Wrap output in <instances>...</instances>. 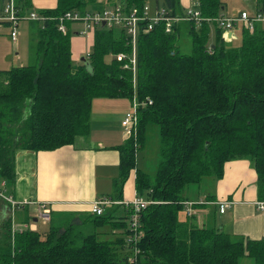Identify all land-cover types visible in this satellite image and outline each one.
<instances>
[{"label":"trees","instance_id":"obj_1","mask_svg":"<svg viewBox=\"0 0 264 264\" xmlns=\"http://www.w3.org/2000/svg\"><path fill=\"white\" fill-rule=\"evenodd\" d=\"M157 2L171 16L187 15L179 0ZM17 3L21 14L31 8L30 0ZM119 3L129 11L147 0H57L56 7L39 12L46 19L31 20L35 62L0 70V182L14 183L19 151L54 150L87 137L95 98H127L137 102L138 120L135 134L117 146L118 198L135 171L138 195L156 202L137 213L136 227L134 208L89 216L95 227H111L106 234L112 238L105 239L103 232L83 234L72 223L63 231L52 224L43 233L14 231L11 216L0 219V264H264V237L180 217L192 200L186 190L207 176L223 178L227 163L238 159L251 161L264 201V26L242 27L240 43L227 42L224 28L207 20L222 15L224 1L197 0L195 9L205 19L200 25L181 20L167 32L161 21L139 35L135 80L116 57L132 52L124 28L94 26L92 48L86 60L77 61L72 21H66L67 32L59 29L69 11L86 14ZM259 3L263 10L264 0ZM184 29L192 39L190 53L179 44ZM151 127L160 143L153 175L137 159ZM3 200L0 196V209Z\"/></svg>","mask_w":264,"mask_h":264},{"label":"crops","instance_id":"obj_2","mask_svg":"<svg viewBox=\"0 0 264 264\" xmlns=\"http://www.w3.org/2000/svg\"><path fill=\"white\" fill-rule=\"evenodd\" d=\"M2 1L0 0V3ZM179 2L184 11L193 7L190 4L192 0H179ZM195 3L197 4V0ZM158 4L157 2L156 9H151L157 10ZM56 5L57 2L54 5L51 3L47 8H54ZM259 6L257 10L260 11L262 5ZM222 15L226 14L222 12ZM259 23L264 26V22ZM238 25L228 31L231 39H224L225 41L237 40L235 29L239 28ZM242 27H245L243 23ZM8 37L5 40L9 39L11 42L10 35ZM9 51L10 47L8 51L5 47L6 53L0 54V59L6 66L10 64V58L13 62ZM123 99L126 98L99 97L93 100L91 126L87 137L79 136L75 143L54 150L19 151L16 157L15 181L11 185L5 182L3 189L12 201L20 205L14 207L12 201L5 199L2 201L0 215L4 213L6 216H11L12 224L36 226L34 222L38 218L36 216L39 207L47 204L51 209L52 224L55 222L54 218L71 216L75 222L82 225L94 214L92 206L98 199L112 200L113 203L106 206L105 212L111 210L117 215H122L125 205L120 202L131 200L138 195L135 187V171H132L124 185L122 198H118L116 189V181L121 173V156L117 146L128 139L122 120L133 105L131 100L129 105ZM257 183L258 175L250 160L229 161L223 178L216 184V193H208L203 200L190 198L192 200L189 201L201 202L197 207L193 206L192 217L196 218L199 214L204 216L202 223H194L199 226H217L214 221L216 215L220 214L224 215L220 227L226 232L245 235L252 239L264 237V211L258 207L261 198ZM220 201L229 202L224 212L220 210ZM15 208H19L24 215L32 210V214L26 213L25 217L23 216L24 220L18 221ZM184 213L188 216L186 207ZM110 230L107 229V232Z\"/></svg>","mask_w":264,"mask_h":264},{"label":"built area","instance_id":"obj_3","mask_svg":"<svg viewBox=\"0 0 264 264\" xmlns=\"http://www.w3.org/2000/svg\"><path fill=\"white\" fill-rule=\"evenodd\" d=\"M121 3L116 4L111 7H106L103 10L96 12H88L86 14H80L79 12L69 11L60 17L59 29L62 32H67L68 28L66 26V21H77L84 20L87 23L88 29L94 28L96 25H104L108 27L120 26L126 30V33L130 37L132 52L130 54L120 52L116 55L119 61H125L124 67L129 68L133 71L134 79L136 80L137 75V43L138 37L141 33H146L153 30L155 24L164 21L166 22V31L170 32L174 23L181 20H195L197 25H200L202 20H205L199 10L189 8L186 10L187 15L184 17L171 16L168 11L158 8L153 11L151 7L146 3L143 8L134 7L129 11L124 9ZM26 13L21 14V10L18 6L17 0H3L0 3V25L3 23L11 25L10 37L12 41L17 42V26L19 25V20L26 17ZM28 18L30 20H44L45 16L38 15L35 12L29 13ZM207 20L217 22L218 25L224 28L223 37L226 40L231 38L228 36V31L233 29L238 23H243L250 30H254L256 24L259 22H264V9L256 12L254 15H250L246 11L240 12L237 16H226L220 15L219 17ZM83 35L87 34V31L80 32ZM127 61V62H126ZM133 111L126 113V116L122 120V126L124 128L126 136L129 138L135 134L136 124L138 120L137 116V102H133ZM5 181L0 182V196L5 199L12 201L4 192ZM12 206H18L20 203L12 201ZM152 201L146 199L145 197L136 195L131 200L121 201L123 205L127 208H134L135 213L132 216L133 226L138 225V212L141 209L146 208ZM113 203L109 199H98L93 203L92 211L94 214L102 215L105 213L106 206ZM195 202L186 201V212L189 216L194 214L193 205ZM229 202L220 201L221 212L225 211V208ZM258 207L264 211V201H258ZM38 217L42 218L44 222L51 221V209L47 204H42L38 210ZM37 229L34 224H24L22 226L13 224V230H24V229ZM141 233L135 236H130L128 238L129 242H134ZM138 251V250H136ZM137 253V252H136Z\"/></svg>","mask_w":264,"mask_h":264},{"label":"rangeland","instance_id":"obj_4","mask_svg":"<svg viewBox=\"0 0 264 264\" xmlns=\"http://www.w3.org/2000/svg\"><path fill=\"white\" fill-rule=\"evenodd\" d=\"M157 1L158 0H147V4L152 8L156 9L157 7ZM226 8L223 10V13L226 15H233V14H240L242 11L248 12L250 15H254L260 6L258 0H223ZM57 0H31V8L29 11H27L26 17L19 20V25L17 26V42L13 43V41L5 40L8 35L11 33V25L3 23L0 25V54L6 53L5 47L7 51L10 47V53L13 58V62H11L10 58V64L8 66L4 65V62L0 59V69L5 68H11L13 66H19V65H29L31 63L35 62V41L33 38V23L28 18L29 13L35 12L38 15H40V11L43 9H47V7H50L49 4H55ZM160 4H163V0H159ZM192 4V8L195 9V0H192L190 3ZM257 10V11H256ZM72 25V32L74 35L72 36V50H73V58L74 60H80L82 57L86 56L89 51L92 48V42H93V28L90 30L88 29L87 23L84 20H77L72 21L70 23ZM239 28L235 29L236 32V38L237 40L234 41L235 44H239L241 40V30H242V23H238ZM87 31L86 35H83L80 32ZM4 36V37H3ZM7 36V37H6ZM212 36L214 37V30L212 31ZM9 38V37H8ZM180 47L181 50L185 53H190L192 51V39L189 33L187 32V29H184L182 31V37L180 39ZM3 54V55H4ZM1 58V57H0ZM9 62V61H8ZM126 100V102L131 105L129 99H123ZM133 105L130 106V109L127 112L133 111ZM126 112V113H127ZM126 116V114H125ZM156 127H151V132L148 135V142L147 146L144 149H141L138 152V166L146 171H148L151 175H153L156 171L158 162H159V135ZM219 182V178L215 176H207L204 177V179L201 181L199 185H191L189 189L186 190V196L193 199H201L203 200L206 198V195L214 194L216 193V184ZM7 191V190H6ZM23 207V206H21ZM20 207V208H21ZM201 208V207H199ZM15 214L18 217V221H23V216L25 217L26 213L29 215L32 214V210L27 211L24 214L21 213L19 208H15ZM120 212V211H119ZM34 215V214H33ZM38 217V216H36ZM180 217L182 219H186V215L184 212H181ZM224 218V215L217 214L215 217V221L217 226H221V219ZM204 219V216L199 214L196 215V218H192V221L196 224L202 223ZM17 221V222H18ZM54 226L55 227H61V231L64 230V226L66 224L72 223L76 230L83 232V234H90L94 232H103L100 234L101 239L105 238H112V235H107V229L110 230L111 227L109 225L101 226V227H95L94 223L90 220L86 221L84 224L80 225L79 223L74 221V218L71 216H66L65 218H54ZM20 223V222H19ZM37 226V228L43 232L46 233L52 223L44 222V220L40 217H38V221L34 222ZM127 252V250H126ZM245 264H248V262H245Z\"/></svg>","mask_w":264,"mask_h":264},{"label":"flooded vegetation","instance_id":"obj_5","mask_svg":"<svg viewBox=\"0 0 264 264\" xmlns=\"http://www.w3.org/2000/svg\"><path fill=\"white\" fill-rule=\"evenodd\" d=\"M7 217H8V215L6 216L4 213L0 215V219H5Z\"/></svg>","mask_w":264,"mask_h":264},{"label":"water","instance_id":"obj_6","mask_svg":"<svg viewBox=\"0 0 264 264\" xmlns=\"http://www.w3.org/2000/svg\"><path fill=\"white\" fill-rule=\"evenodd\" d=\"M105 25V23H103ZM82 60H86V57H82ZM36 221H38V218L35 219ZM63 231V230H62Z\"/></svg>","mask_w":264,"mask_h":264}]
</instances>
